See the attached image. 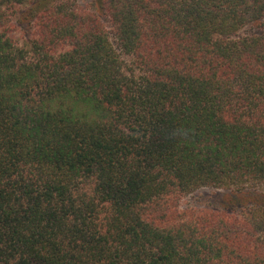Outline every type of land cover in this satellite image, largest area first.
<instances>
[{
    "label": "trees",
    "instance_id": "1",
    "mask_svg": "<svg viewBox=\"0 0 264 264\" xmlns=\"http://www.w3.org/2000/svg\"><path fill=\"white\" fill-rule=\"evenodd\" d=\"M0 264H264V0H0Z\"/></svg>",
    "mask_w": 264,
    "mask_h": 264
},
{
    "label": "rangeland",
    "instance_id": "2",
    "mask_svg": "<svg viewBox=\"0 0 264 264\" xmlns=\"http://www.w3.org/2000/svg\"><path fill=\"white\" fill-rule=\"evenodd\" d=\"M220 194V191H216L213 189H201L200 191H197L194 194L184 198L182 203L184 205H207L208 203L214 204L216 197Z\"/></svg>",
    "mask_w": 264,
    "mask_h": 264
}]
</instances>
